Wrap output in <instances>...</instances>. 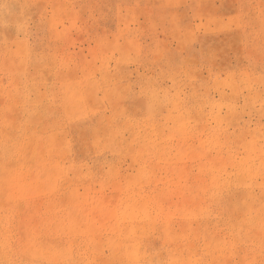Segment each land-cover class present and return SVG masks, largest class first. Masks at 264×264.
Segmentation results:
<instances>
[{
    "label": "rangeland",
    "instance_id": "1",
    "mask_svg": "<svg viewBox=\"0 0 264 264\" xmlns=\"http://www.w3.org/2000/svg\"><path fill=\"white\" fill-rule=\"evenodd\" d=\"M0 264H264V0H0Z\"/></svg>",
    "mask_w": 264,
    "mask_h": 264
}]
</instances>
